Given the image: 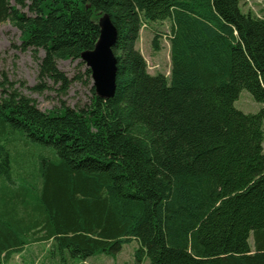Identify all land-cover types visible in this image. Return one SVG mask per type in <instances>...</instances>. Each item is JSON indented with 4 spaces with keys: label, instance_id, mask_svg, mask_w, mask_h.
Returning <instances> with one entry per match:
<instances>
[{
    "label": "trees",
    "instance_id": "obj_1",
    "mask_svg": "<svg viewBox=\"0 0 264 264\" xmlns=\"http://www.w3.org/2000/svg\"><path fill=\"white\" fill-rule=\"evenodd\" d=\"M240 4L0 0V23L38 61L39 92L51 81L66 93L57 61L93 48L100 15L117 30L108 99L92 87L83 108L41 111L0 81V264L38 241L86 264L132 240L135 264H264V15ZM156 22L168 24V75L135 46ZM242 89L257 112L234 106Z\"/></svg>",
    "mask_w": 264,
    "mask_h": 264
},
{
    "label": "rangeland",
    "instance_id": "obj_2",
    "mask_svg": "<svg viewBox=\"0 0 264 264\" xmlns=\"http://www.w3.org/2000/svg\"><path fill=\"white\" fill-rule=\"evenodd\" d=\"M11 4H14L11 2ZM240 9L246 11L251 9L259 15H264V0H241ZM25 14H29L27 8L20 9ZM167 23H152L142 26L139 38L135 43L136 48L144 57L147 70L154 75L158 72L168 75L170 69L169 42L165 33H168ZM158 31L163 36L159 38V48H152L151 42L153 32ZM20 32L9 21L0 23V81L5 79L7 84L15 83L20 92L34 100L36 106L41 111H46L64 104L67 107L80 109L85 107L91 97L92 80L83 72L85 64L79 66L80 60H59L57 67L71 81L64 95L58 92V85L51 81H46L47 88L39 92L31 88L39 83L37 80L38 61L33 57L30 49L23 50L19 40ZM43 51L39 50L37 58L42 57ZM79 73L81 79H75ZM22 83V85L20 84ZM234 106L244 113L257 112L262 104L255 101L251 94L242 89ZM35 191V189H33ZM35 193L30 196V203L35 202ZM51 242L38 241L28 243L24 250L13 254L6 264H83L78 259L65 257L61 259L59 255H53L50 251ZM136 241L124 244L118 253L105 254L97 253L87 260L86 264H135L134 251L137 249Z\"/></svg>",
    "mask_w": 264,
    "mask_h": 264
},
{
    "label": "water",
    "instance_id": "obj_3",
    "mask_svg": "<svg viewBox=\"0 0 264 264\" xmlns=\"http://www.w3.org/2000/svg\"><path fill=\"white\" fill-rule=\"evenodd\" d=\"M97 24V41L92 49L80 54V60L90 70L95 95L108 99L113 96L116 88L117 59L112 48L117 39V30L106 13L100 15Z\"/></svg>",
    "mask_w": 264,
    "mask_h": 264
}]
</instances>
